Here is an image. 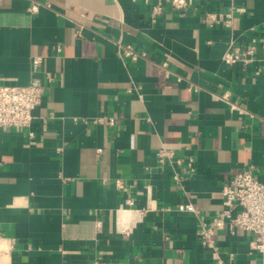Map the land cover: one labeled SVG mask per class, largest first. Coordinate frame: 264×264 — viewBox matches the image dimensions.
<instances>
[{"label": "crops", "instance_id": "obj_1", "mask_svg": "<svg viewBox=\"0 0 264 264\" xmlns=\"http://www.w3.org/2000/svg\"><path fill=\"white\" fill-rule=\"evenodd\" d=\"M170 1L0 0V83L27 84L34 56L48 75L30 128L0 130V264H213L195 217L162 208L210 218L234 175L264 183V63L222 61L231 41L264 44V0ZM216 239L262 264L251 233Z\"/></svg>", "mask_w": 264, "mask_h": 264}, {"label": "built area", "instance_id": "obj_2", "mask_svg": "<svg viewBox=\"0 0 264 264\" xmlns=\"http://www.w3.org/2000/svg\"><path fill=\"white\" fill-rule=\"evenodd\" d=\"M170 2L174 11L185 10L188 6L187 0H171ZM242 10L238 9L237 11ZM161 11L162 7L158 4L153 7L152 14L157 15ZM207 17L211 24L222 20V17L215 14H207ZM230 18L229 14L227 20L222 22L229 25ZM258 48H264V44H260L257 39H253L249 46L231 41L228 49L222 55V61L226 65H238L243 69L254 62L264 63V57L261 59L257 55ZM30 67L32 76L27 84L0 83V130L3 128L29 129L31 126L32 112L40 105L45 93L43 78L48 75L44 72V61L40 56L32 57ZM262 71L256 70L255 74H260ZM39 73L42 75L39 76ZM227 97V94H223L221 99L227 101ZM98 122L113 124L111 119L106 121L99 119ZM29 136H33L31 132H29ZM155 156L159 163L163 164L167 161L170 165L182 166L185 164L189 173L194 172L192 161L178 157L173 150L162 147L155 153ZM255 172L254 167H248L234 175L224 185L221 210L213 217L204 216L191 203H177L174 207L162 208L166 212L177 211L195 217L198 224V241L203 248L209 250L213 264H232L235 260L233 253H228L227 257H223V252L216 239L217 234L226 227H229L232 232L240 230L251 233L254 239L250 243V250L261 255L262 264H264V183L254 176ZM172 179L176 184L181 185L185 175L175 172ZM115 184L118 188L124 186L121 181H116Z\"/></svg>", "mask_w": 264, "mask_h": 264}]
</instances>
